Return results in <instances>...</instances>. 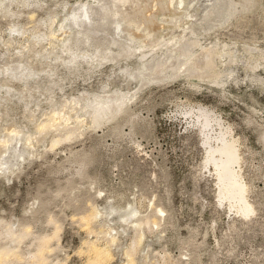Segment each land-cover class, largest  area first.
I'll return each mask as SVG.
<instances>
[{
    "label": "rangeland",
    "instance_id": "rangeland-1",
    "mask_svg": "<svg viewBox=\"0 0 264 264\" xmlns=\"http://www.w3.org/2000/svg\"><path fill=\"white\" fill-rule=\"evenodd\" d=\"M7 1L0 0V143L13 133L11 127L20 130L19 138L31 134L39 139L26 148L23 160L14 165L10 159L9 168L0 171V229L6 224L15 233L29 228L19 244L0 236V247L6 244L22 258L10 256V264H27L37 238L52 234L55 225L60 230L49 244L57 246L46 252L45 264H89L88 247L107 245V227L116 237L110 246L111 264H126L125 252L141 231L134 264H264V64L255 71H246L241 62L231 64L233 76L224 69L222 87L208 71L199 77L202 70L190 63L184 69L183 57L170 70L154 72L150 80L144 75L134 79L140 39H128L127 32L118 37L115 29L116 20L132 28L144 21L153 35L141 39L160 45L159 54L170 47L194 51L191 62L204 46L227 43L232 51L245 53V43L264 48V0H185L177 11L176 5L167 9L169 0ZM84 3L92 21L58 31L59 22L68 24L70 10ZM128 5L138 15L134 20L112 15L115 8L125 12ZM97 7L109 11L104 14ZM52 16L53 31L69 40L65 45L55 42L60 50L46 37L34 39L49 31ZM182 31L186 40L178 42ZM50 49L56 55H35ZM253 55L252 62L260 61L256 51ZM20 64L31 68L23 71ZM124 93L130 98L116 115L113 108L99 121L86 115L96 101ZM72 98L79 107L76 114L84 118L79 136L76 131L66 139L63 129L34 134L36 121ZM198 106L214 111L237 139L242 158L237 169L254 210L248 215L219 196L214 167L205 162ZM55 137L62 142L53 147ZM91 207L104 215L89 225L81 217ZM135 219H141L142 229L134 226Z\"/></svg>",
    "mask_w": 264,
    "mask_h": 264
},
{
    "label": "bare ground",
    "instance_id": "bare-ground-1",
    "mask_svg": "<svg viewBox=\"0 0 264 264\" xmlns=\"http://www.w3.org/2000/svg\"><path fill=\"white\" fill-rule=\"evenodd\" d=\"M3 1L4 0H1V3ZM9 1H12V0H8L7 2H9ZM120 1H123V0H120ZM18 2H21L24 5H25V3H29L28 0H18ZM34 2H35V0H34ZM12 4H15V3L13 2ZM185 4H186L185 0H176V1L175 0H169L167 2V9H169L173 5L174 6L176 5L174 10L177 11L178 8L184 7ZM131 7L133 8V5H128L125 8V12L122 9L115 8L113 10L112 15L115 16L116 19H117V17L120 16L123 19L128 20V21H130V19L134 20L138 15H134L132 12L128 11V9ZM96 10L100 11L101 13H104V14H106V12L109 11L105 7H102V8L97 7ZM55 18H56V16H52L51 19L47 20L49 31L46 32L44 35H35L34 39L36 40V39L40 38L41 36L46 37L49 40V43L51 45L57 46L58 49L60 50V47L58 45H56L55 42H61L63 45H65L69 40H68V36H65V35L61 36L59 38L57 36V34L53 31L52 24L54 23ZM66 18H67V20L69 19L68 24H66L64 26V24L59 22L58 26H57L58 31L61 30L62 32L66 33L70 29H72L73 26L86 27L87 23L92 21V18L89 17V6L87 3H84L82 5L80 4L79 6L73 7L72 10H70V13L68 15H66ZM145 18L148 20H151L152 15H148ZM115 29H118L117 30L118 32L116 33V36H118V37H123L124 36L123 33L127 32L125 34L127 35L128 39H130V38L131 39H134V38L140 39L139 40L140 41L139 46L135 49H136V51L139 52V55L141 58H139L140 61H139L137 72H134L132 74L134 79H136V77H139L141 75L143 77V75H144V77H147L146 80H150V78L153 77V76L152 77H150V76L154 72L157 73V71H159V70L164 71L165 69H169L173 65V63H175L174 60H176L179 57H183L184 61L182 59V65L180 64L181 58L179 60V64L181 66H184V69H186V65L190 63L191 65H193L197 69L202 70L198 74L199 77H203V72L208 71V73H209L208 77L213 78L212 80L214 81V84L216 86L222 87L226 83V81L221 82L222 80L220 79L221 75L224 73L223 72L224 69L229 70L228 77L233 76V73H234L233 70L234 69L232 68L231 64H237V63L241 62L242 67L246 71H248V70L255 71V69H257V67H261V65L264 64V48L251 47L248 44L246 45V43H245V46L243 47V52H245L247 55L245 53H239L238 49H234V51H232V49L229 47V45L227 43H224L220 47H217L216 45H211L210 47H205V46L201 47V50L198 53L196 59L194 60V62H191V60H193L192 56L195 55L194 51L192 53H189V52L185 53V50H184V52H182L183 49L181 50V48H178V47L171 48L170 47V49H168L169 50L168 52L165 50L163 54H159L160 52L161 53L163 52L161 50L156 51L157 48L161 47L160 45H158V44L156 45L152 41L150 42V41H145V40L141 39L143 37L148 39L152 34L150 26L149 25L147 26L146 22H144V21L137 22L136 27L132 28L128 24L123 26L122 23H120L118 20H116ZM137 33H139V34H137ZM193 34H195V33L193 32ZM181 36L182 37L179 36L176 39L178 42H180L183 39L186 40L185 31H182ZM173 38L174 37H169L168 41H171ZM34 42L37 43V41H34ZM194 43L197 44V41L195 40ZM164 46H167V44L165 43ZM146 47H147V50L146 51L143 50ZM47 50H48V48H47ZM61 51H64V49L61 48ZM148 51H155L156 53H154L155 55H153V54L147 55L145 52H148ZM255 51L258 54V57H260V61L252 62V60L254 59L253 54ZM83 52H84L83 56H86V57L89 56V52L87 50H84ZM17 53H21V50L18 49ZM32 53H33V51H32ZM35 55H38V56L39 55L40 56L45 55L46 57H48L49 55L53 56L56 54H55V52H53L50 49L49 51H46L45 53H41V51L37 50L35 52ZM152 55H153V57L150 59V57ZM172 55L174 56L173 58H171ZM242 55H244L245 57ZM243 58H245V59H243ZM55 59L58 60V59H60V57H57V58L55 57ZM220 65L223 66L222 70L219 69ZM19 67H22L23 71H25V69L29 68L30 66H29V64H20ZM163 67L165 69H163ZM161 68L163 70H161ZM31 72H32V70L30 69L29 74ZM8 88L11 89L12 87L9 86ZM134 95H135V92H133L131 96H134ZM129 98H130V96H128L127 94L124 93V94L117 96L115 99H112V97H107L105 100L96 101L95 107L92 109V111L87 113V114L83 113V116H84V114H86V115H88V117L92 121H99L100 119H102L104 117L105 113L107 112L106 110H109L111 108L114 109V114L116 115V113L118 111H121L123 109V105L125 104V102ZM75 104H77L76 99L72 98L70 101H65V102L61 103L57 109H53L43 119H40L38 121L35 120L36 121L35 129L33 127V129L35 130L34 134H38V133H41L43 131L47 132L49 130L56 131L59 129H63V130H65L66 139H68L67 137H69V135H71L72 133H74L76 131L78 132V136H79V134H81V132L79 131L80 125L84 121V118H80V115L76 114V111L79 109V107L77 109V106H75ZM66 108L68 110H65ZM196 109H197L196 110L197 111V116H196L197 118L196 119L198 120L197 125H198V128L203 133L202 135L204 138V145H206L207 156H206L205 162L207 164L209 162L212 165V167H214L216 179H217V182L219 183V192H220L219 196L221 197V199L227 200L228 204H230V207L231 206L236 207L238 213H240L241 215L243 214V216H244V215H248V213H252L254 210L251 207V205L248 203L247 197H246L248 187H246L247 185L241 180V176L239 174L240 169H237L238 167H241L240 162H242L241 161L242 158L240 157V153H239V149H238L239 146L237 145V139L233 135H231L232 131H230L229 126H227V125L224 126L222 121H221V118L218 115H216V113H213L214 111L212 112V110H210L206 107H203V106H198ZM71 111H74V114H75V115L73 114L74 116H72V114L70 113ZM31 112H34V111L31 110ZM31 116H32V114H31ZM25 117H28V116H25ZM72 119L74 120L73 121L74 124L70 126L69 121H71ZM11 131L13 133L7 134L6 135L7 138L4 137L3 139H1V143H0V171H3L4 169L9 168L10 159H13L14 165L19 163L20 160H23L24 159L23 152L26 150V148L33 147L34 139H35V141H39V139H37V137L31 138V134L27 137H25V134H24L25 138H19L20 136L17 137V134L20 132V130L18 128L11 127ZM26 133H29V132H26ZM61 139L55 137L52 146L54 145V143L56 141H59V140L61 141ZM66 139L64 141H66ZM231 208H233V207H231ZM161 211H162V209H159V212H161ZM98 215H104V213L101 212L96 207H91L90 212L83 215L81 217V219L85 221V224H89L92 221L96 222L98 220L97 219ZM51 222H53V221H51ZM101 222H103V221H101ZM144 223L146 224L145 225V227H146L147 224L149 223V221L146 220ZM152 224H154V226H155L158 224V221L153 220ZM141 225H142L141 219H135L134 220V226L135 227L142 229ZM102 226L103 225L101 224V227ZM3 227H4V230H2V228L0 229V236H3L4 238H6L8 240V242L9 241L10 242L17 241V244H19L18 242L23 240V237L25 239L26 234H29V232L27 231L29 228L28 229L25 228L20 233H15L12 230V226L10 224H6ZM58 230H60L59 226L55 225V229H54V232L52 234L41 236V237L37 238V240H39V241L35 246L36 247L35 251L32 254H27L29 252H26V254L28 256L30 255L29 258L31 259L30 260L29 258L26 257L29 260V261H27V264H45L46 261L49 260V259H47V256H46L47 253L46 252H52L55 249V247L57 246L56 245L55 247H51V245L49 244V241L53 237L57 238ZM111 230H112L111 227H107V228H105V230H103L104 235H108L105 238L107 245H105L103 247H97L94 244L89 245L88 249L92 253L91 254L92 258L90 256L91 259H90L89 264H109L110 263L109 261H111L113 259V258H111L112 253H111L110 246H111V244H113L116 241V237H115V235L111 234ZM142 235H143V233L141 231L139 233L138 237L133 240V243L130 242V244L132 243V247H128L130 249L127 248V250L125 252V254L127 255L126 257L128 258V261L126 262V264H134V259L132 257V253L134 250H136L137 246L140 245ZM38 236H40V235H38ZM88 241L92 242L90 240H88ZM32 242H33V240H32ZM29 244L31 245V242H29ZM30 245H27V247L28 246L30 247ZM10 256H13V258L18 260V261L22 259L21 256L19 254H16L12 248L8 247L6 244L2 245L0 247V264H10L13 260V259H11L12 257H10ZM64 259H67V258H64ZM55 262H57V260ZM65 262H66V260H65ZM50 264H59V263L53 262Z\"/></svg>",
    "mask_w": 264,
    "mask_h": 264
}]
</instances>
